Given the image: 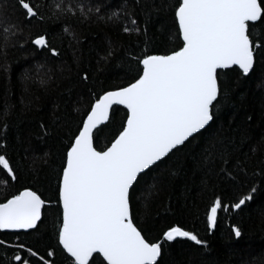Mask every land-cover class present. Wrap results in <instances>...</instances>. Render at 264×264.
<instances>
[{"label":"snow or ice","instance_id":"obj_1","mask_svg":"<svg viewBox=\"0 0 264 264\" xmlns=\"http://www.w3.org/2000/svg\"><path fill=\"white\" fill-rule=\"evenodd\" d=\"M15 7L27 22L45 18L32 0H15ZM49 11L56 19L60 14L79 12L82 23L95 18L116 24L129 36H147L144 25L149 13L165 11L172 15L178 46L164 51L142 49L128 61L129 72H134L130 82L99 94L89 89L86 109H71L68 117L79 113L80 118L61 153L55 199L46 201L37 191L24 187L0 202V230L17 233L14 243L0 240L5 252L0 264H56L57 250L66 264H164L165 245L177 238L206 247L207 241L198 233L180 225H171L150 239L135 222L137 193L150 174L163 181L161 166L168 167L166 162L194 141L199 151L192 157V167L201 173L202 182L215 177L245 189L231 203L219 195L209 200L204 213L207 230L216 227L221 211L240 209L254 199L257 178L264 186V159L257 171L250 172L248 155L241 152L249 139L246 131L236 129V139L222 125L213 128L220 107L232 92L231 76L239 81L250 77L258 63L264 65V0H160L159 4L134 0L131 7L125 0L122 7L103 16L100 7L50 0ZM140 14L144 15L142 23ZM21 31L16 23L5 22L0 10V55L6 57L5 49L13 46ZM63 32L75 39L70 27ZM31 43L49 49L54 57L59 55L56 48L49 47L45 35H37ZM112 55L109 48L101 59L107 63ZM0 67L7 71L6 65ZM28 72L26 69L21 76L25 91L31 79ZM45 76L39 79L40 85L47 84L50 77ZM80 79L88 81V71ZM114 106L124 110L115 124L121 109ZM9 114L5 105L0 121ZM63 117L64 113L54 114L52 125ZM7 127L4 123L3 128ZM40 128L46 137L49 125L41 123ZM5 149L6 136L0 130V171L4 174L0 185L7 186L19 181V168L10 163ZM250 150L258 148L250 146ZM46 204L56 207L54 245L40 253L22 241L19 232H39ZM231 232L236 238L242 236L235 225ZM9 246L15 249L10 256Z\"/></svg>","mask_w":264,"mask_h":264},{"label":"trees","instance_id":"obj_2","mask_svg":"<svg viewBox=\"0 0 264 264\" xmlns=\"http://www.w3.org/2000/svg\"><path fill=\"white\" fill-rule=\"evenodd\" d=\"M66 2L69 5L80 2L100 7V15L103 16L122 7L125 0ZM32 3L40 6L45 17L43 20L37 17L30 22L25 21L15 7V0H2L0 3L5 22L16 23L22 29L13 46L5 49L6 57L0 55V65L7 67V71L0 67V112L5 105L10 110L6 120L0 121V130L6 136L5 150L10 163L19 168L18 182L0 185V202L24 187L37 191L46 201L54 200L61 153L76 127V120L80 118L79 113L69 118L71 109H86L89 89L93 94H99L130 82L134 72H129L128 61L142 49L164 51L178 46L172 15L165 11L149 13V22L144 25L147 36H129L122 33L116 24L95 18L82 23L79 12L60 14V19H56L49 11L50 0H32ZM133 3L134 0H127L129 7ZM154 3L159 4L160 0H154ZM139 20L143 22V14L139 15ZM64 27H70L75 39L63 32ZM37 35H45L49 47L56 48L59 55L54 57L49 49L33 45L31 40ZM109 48L113 55L105 63L101 57ZM132 67H135L134 61ZM26 69L31 77L27 91L21 81ZM85 70L89 80L81 82L80 75ZM45 74L50 78L46 85H40L39 79L46 78ZM231 81L232 92L220 107L213 128L222 125L225 132L229 136L235 135L236 139H239L236 129L246 131L249 139L241 152L248 155V171L254 172L264 159V144L260 143L264 139V65L258 63L250 77L239 81L232 75ZM118 108L121 111L114 117V124L123 115V108ZM59 113H64V117L53 126L52 118ZM4 123L8 125L6 129L3 128ZM41 123L49 125L46 137L40 128ZM230 127L233 131H228ZM250 146H256L258 150L252 152ZM198 151V142L194 141L167 161L168 167L162 165L163 181L154 179L152 174L145 177L134 206L135 222L146 230L150 239H156L171 225H180L207 241L206 247L194 246L185 238L169 242L165 245L164 264H264V186L257 178L254 183L258 191L254 199L240 209L221 211L216 227L207 230L204 213L209 200L219 195L225 203H231L245 189L234 188L215 177L202 182L201 173L192 167V157ZM3 178L0 171V179ZM56 215L55 205L46 204L39 232H19L21 240L43 253L49 245H54L52 232ZM233 225L242 230L240 238L231 232ZM16 234L0 230V240L14 243ZM14 252L15 249L9 246L7 254L10 256ZM4 255V248L0 247V256ZM55 262L66 264L59 250Z\"/></svg>","mask_w":264,"mask_h":264},{"label":"water","instance_id":"obj_3","mask_svg":"<svg viewBox=\"0 0 264 264\" xmlns=\"http://www.w3.org/2000/svg\"><path fill=\"white\" fill-rule=\"evenodd\" d=\"M38 47V46H37ZM39 48H41V47H39ZM114 107H121V108H123V106H114ZM39 223V222H38ZM213 230V229H212ZM2 232H12V233H15L14 231H12V230H1ZM29 231H32V230H29ZM20 232H24L23 230H20ZM177 239H179V238H177Z\"/></svg>","mask_w":264,"mask_h":264}]
</instances>
